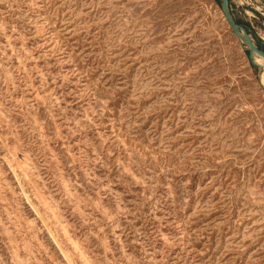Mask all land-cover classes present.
I'll use <instances>...</instances> for the list:
<instances>
[{
	"label": "rangeland",
	"instance_id": "obj_1",
	"mask_svg": "<svg viewBox=\"0 0 264 264\" xmlns=\"http://www.w3.org/2000/svg\"><path fill=\"white\" fill-rule=\"evenodd\" d=\"M220 3L0 0V264H264V71Z\"/></svg>",
	"mask_w": 264,
	"mask_h": 264
},
{
	"label": "water",
	"instance_id": "obj_2",
	"mask_svg": "<svg viewBox=\"0 0 264 264\" xmlns=\"http://www.w3.org/2000/svg\"><path fill=\"white\" fill-rule=\"evenodd\" d=\"M220 5L228 25L238 40L245 47L250 64L254 67L260 68L261 71H264V64L256 61L257 57L264 58V50L257 46L244 26L236 21L230 7V0H221Z\"/></svg>",
	"mask_w": 264,
	"mask_h": 264
},
{
	"label": "trees",
	"instance_id": "obj_3",
	"mask_svg": "<svg viewBox=\"0 0 264 264\" xmlns=\"http://www.w3.org/2000/svg\"><path fill=\"white\" fill-rule=\"evenodd\" d=\"M238 22V21H237ZM258 47H260L259 45H257ZM261 48V47H260ZM261 49H263V48H261Z\"/></svg>",
	"mask_w": 264,
	"mask_h": 264
},
{
	"label": "bare ground",
	"instance_id": "obj_4",
	"mask_svg": "<svg viewBox=\"0 0 264 264\" xmlns=\"http://www.w3.org/2000/svg\"><path fill=\"white\" fill-rule=\"evenodd\" d=\"M264 60V58H262ZM68 240V239H67Z\"/></svg>",
	"mask_w": 264,
	"mask_h": 264
}]
</instances>
